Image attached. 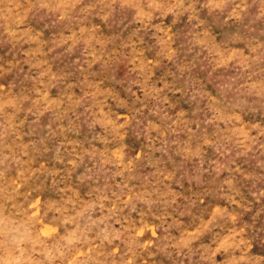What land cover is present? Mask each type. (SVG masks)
Listing matches in <instances>:
<instances>
[{"label": "rangeland", "instance_id": "rangeland-1", "mask_svg": "<svg viewBox=\"0 0 264 264\" xmlns=\"http://www.w3.org/2000/svg\"><path fill=\"white\" fill-rule=\"evenodd\" d=\"M0 264H264V0H0Z\"/></svg>", "mask_w": 264, "mask_h": 264}]
</instances>
